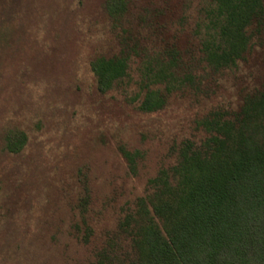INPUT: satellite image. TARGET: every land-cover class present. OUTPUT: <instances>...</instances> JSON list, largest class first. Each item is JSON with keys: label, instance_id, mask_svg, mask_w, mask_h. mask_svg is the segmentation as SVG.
I'll list each match as a JSON object with an SVG mask.
<instances>
[{"label": "trees", "instance_id": "16d2710c", "mask_svg": "<svg viewBox=\"0 0 264 264\" xmlns=\"http://www.w3.org/2000/svg\"><path fill=\"white\" fill-rule=\"evenodd\" d=\"M22 1L2 3L15 13ZM198 1L189 31L166 29L164 10L154 3H105L117 43L107 50L112 55L89 64L100 94L143 115L164 111L186 93L208 99L220 89L232 99L196 119L194 129L206 134L200 142L170 145L140 193L120 207L88 264H264V0ZM28 142L26 132L7 130L1 151L19 157ZM118 150L130 176L138 177L140 154L123 145ZM88 188L81 186V225L68 226L82 245L92 236Z\"/></svg>", "mask_w": 264, "mask_h": 264}, {"label": "rangeland", "instance_id": "374dc122", "mask_svg": "<svg viewBox=\"0 0 264 264\" xmlns=\"http://www.w3.org/2000/svg\"><path fill=\"white\" fill-rule=\"evenodd\" d=\"M106 1L24 0L14 13L0 0V139L11 129L29 135L19 157L0 147V264H88L120 207L140 193L170 145L200 142L206 134L196 132V119L232 99L220 89L208 99L186 93L164 111L143 115L100 94L89 64L112 55L107 50L117 43L105 21ZM189 1L139 0L162 8L173 31L193 26L199 1ZM120 145L140 154L138 177L130 176ZM83 183L91 199L86 245L68 229L81 225Z\"/></svg>", "mask_w": 264, "mask_h": 264}]
</instances>
